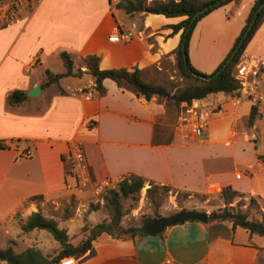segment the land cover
<instances>
[{"label":"crops","instance_id":"obj_1","mask_svg":"<svg viewBox=\"0 0 264 264\" xmlns=\"http://www.w3.org/2000/svg\"><path fill=\"white\" fill-rule=\"evenodd\" d=\"M253 1H231L196 23L188 40L195 69L210 74L217 67ZM21 14L19 23L0 28V230L7 244L15 246L9 234L14 214L20 212L25 220L39 211L53 218L48 209L56 210L72 195L94 194L96 187L131 174L188 194L229 188L256 199L259 218H249L252 208L242 204L248 219H264V99L255 106L251 128L252 104L244 94L237 103L221 92L192 100L207 119L202 135L195 137L179 126L185 102L136 97L108 78L98 92L82 62L98 55L100 69L136 67L144 80L153 81L145 74H164L175 65L180 31L173 33L168 25L184 17L129 16L111 9L108 0H37ZM116 24L133 29L135 37L110 41ZM62 52L73 65L79 58V77L88 78L82 85L58 82L42 89L45 70L53 62L63 65ZM241 55L264 60V20ZM257 78L248 83L259 81L264 91V70ZM36 85L37 96H26L19 105L7 103L11 91L27 92ZM164 130L169 131L167 140L154 144V136H163ZM72 142L81 145L86 163V180L78 183L69 176ZM26 149L29 156L20 153ZM70 259L66 264H264V235L233 227L229 220H186L154 235L101 233L90 250Z\"/></svg>","mask_w":264,"mask_h":264},{"label":"trees","instance_id":"obj_2","mask_svg":"<svg viewBox=\"0 0 264 264\" xmlns=\"http://www.w3.org/2000/svg\"><path fill=\"white\" fill-rule=\"evenodd\" d=\"M235 2L236 4L240 0H154L150 3H146L144 0H129L121 2L116 8L122 9L126 14H134L137 12H147L150 14H161L165 17H184L176 24L168 25L173 33L180 31V39L175 54V64L181 74L185 78L192 79L193 82L185 86L182 90L177 92H171L161 84L154 83L152 81H146L142 78L141 70L133 68L128 70L126 68H111L100 69L98 64L100 57L98 55H87L82 58V62L86 67V72L93 78L94 88L98 92L103 91L102 81L106 78L114 81L116 86L121 89L131 91L136 97H144L149 100L151 97H157L164 101L173 102L178 105L182 102L190 103L192 100H199L214 93H223L224 95L234 96L237 95V90L240 85L238 81L233 77L235 65L237 64L241 54L243 53L246 45L254 35L257 28L264 20V7L258 13L255 22L253 23L247 36L243 39V42L238 47L232 60L226 64L221 72L215 76L212 80L206 81L197 77H194L186 68L188 66L191 71L199 73L204 76L214 74L225 63V60L229 57L230 53L237 47L239 40L242 38V34L250 22L252 15L258 5L264 0H254L248 15L245 18L244 25L241 28L239 34L233 41V44L222 61L217 67L210 73H202L195 69L188 58V40L190 34L196 25V23L211 11L229 3ZM209 8L197 16L193 22L191 29L188 32L185 53H186V65L183 61V51L181 50V42L184 31L188 26L191 16L203 8L204 6ZM64 70L61 72H52L45 70V80L41 83V88H48L49 86L56 84L60 79L65 77L80 76L83 71L80 67L74 69L73 60L69 54L62 52L60 54ZM26 99V92L24 90H13L6 96V101L9 105H19ZM257 109L252 106L248 115V127L251 128L256 118ZM158 135L154 136L152 142L154 144L160 143ZM254 141H256L254 139ZM258 157H262L257 155ZM146 180L137 175H128L122 178L116 184V189H107L104 195V199L108 205L113 209V215L110 220L101 221L93 225L88 234L76 245L69 243L68 235L65 229L59 228L56 221L53 218L45 217L39 211L30 213L25 220L20 223V229L24 233L31 232L32 230H47L52 235L53 239L58 242V249L56 254L49 258L43 255L42 252L32 246L25 248L23 251L17 253L14 251L11 245L0 248V260L6 264H55L60 260L73 258L78 255L86 253L92 247V241L95 240L101 233H106L112 237L120 238L124 236H136L143 234L141 227H128L125 228L119 224L122 216L121 210V198L136 199L140 190L142 189ZM151 183V181L149 182ZM166 185H161L162 189L167 190ZM231 192L236 195V192L230 191L229 188H223L221 190V196L225 203H229L227 193ZM227 198V199H226ZM250 203L256 205V199L250 197ZM208 221H220L229 220L232 222L233 227L240 226L248 231L250 234L264 235V219L254 220L248 219L247 214L240 210H234L233 207L225 206L218 211H212L208 214Z\"/></svg>","mask_w":264,"mask_h":264},{"label":"rangeland","instance_id":"obj_3","mask_svg":"<svg viewBox=\"0 0 264 264\" xmlns=\"http://www.w3.org/2000/svg\"><path fill=\"white\" fill-rule=\"evenodd\" d=\"M127 14L129 16L137 15ZM144 13V12H143ZM126 14V13H125ZM75 68L81 65V60L76 58L74 60ZM77 67V68H76ZM52 72H60L64 70L63 65L54 62L50 66ZM82 70V69H81ZM165 74V75H164ZM164 74H145V78L152 82L161 84L171 92L182 90L185 86L193 82L192 79L185 78L179 73L176 64L168 67V71ZM81 77L72 76L61 79L60 85L78 84L82 85L88 78L87 75ZM158 80V82H157ZM172 103V102H170ZM168 130L163 131V136H159V141L167 140L169 135ZM162 133V132H160ZM158 133V134H160ZM116 184L104 187L99 193H87L88 195L75 196L72 195L67 200L63 201L61 206L56 210L48 209L52 214L59 228L66 230L69 243L72 245L78 244L87 234L89 229L98 222L108 221L113 215V209L108 205L104 199L107 189H116ZM229 203H225L221 192L211 189L205 193L188 194L177 190L174 187H167V190L162 189L161 185L153 182H145L136 199L121 198L122 216L119 224L125 228L128 227H142L144 218L154 217L156 214H164L166 216L179 211L181 209H194L198 211H205L208 214L212 211H218L225 206L233 207L234 210L246 212L242 204H249L252 208L249 212V218H259L260 210L258 205L250 203L247 195H233L231 192L227 193ZM226 198V199H227ZM20 212L12 216V228L9 229V234L15 238V246H12L15 252L19 253L25 248L32 246L39 249L47 257H53L58 249V242L55 241L47 230H34L33 232L24 233L20 229V223L23 221ZM5 226H7L5 224ZM6 236V235H5ZM4 236V237H5ZM3 237V230H0V248L6 247L7 240ZM71 259H64L65 262ZM0 264H6L0 260Z\"/></svg>","mask_w":264,"mask_h":264},{"label":"built area","instance_id":"obj_4","mask_svg":"<svg viewBox=\"0 0 264 264\" xmlns=\"http://www.w3.org/2000/svg\"><path fill=\"white\" fill-rule=\"evenodd\" d=\"M129 0H108L109 7L111 9L117 7L121 2ZM146 3H150L154 0H144ZM37 0H0V28L10 27L13 24L19 23L22 20V11L27 7H32ZM136 33L131 28H121L117 24L113 26L108 39L114 42H128L135 37ZM264 70V60L261 59H244L240 56L235 69L233 77L238 81L240 87L237 90V95L231 96L233 103L239 102L244 94L246 99L256 106L264 99V91L260 89L259 81H254L251 85L248 83L250 77L258 79L259 75ZM222 109H217V112H221ZM206 112L197 103L190 102L184 103L179 117V126H182L191 135L199 137L202 135L206 128ZM23 155L29 156L31 152L26 150H20ZM69 158H70V173L69 176L75 183L86 180V163L84 159V153L81 145L77 142H72L69 145ZM239 176L236 174V177ZM105 185L95 188L94 193H99ZM70 259V258H67ZM55 264H66L63 260H60Z\"/></svg>","mask_w":264,"mask_h":264},{"label":"water","instance_id":"obj_5","mask_svg":"<svg viewBox=\"0 0 264 264\" xmlns=\"http://www.w3.org/2000/svg\"><path fill=\"white\" fill-rule=\"evenodd\" d=\"M263 7H264V2L260 3L258 5V7L255 9L250 22L248 23L246 29L244 30V32L242 34V38L239 40L237 47L230 53L229 57L225 60V63L214 74L209 75V76H204V75H201L199 73L191 71V69L188 66H186L187 70L194 77H197V78H200V79H203L206 81L212 80L215 76H217L221 72V70L226 66V64H228L232 60V58L235 55V52L237 51L238 47L243 42V39L247 36V34L250 31L253 23L256 20L258 13L260 12V10ZM208 8H209V6L207 5V6H204L203 8H201L200 10H198L197 12H195L191 16L189 23H188V26L186 27V29L184 31L182 42H181V50L183 51L182 56H183V61H184L185 65H186L187 60H186V53L184 50H185V43H186L188 32L191 29V26H192L193 22L195 21V19L197 18V16L200 15L201 13L205 12ZM145 14H147V12H145ZM38 94H40V87L38 85L34 86L33 88H31L29 91L26 92V96H28V97L37 96ZM207 219H208V214L204 211H198V210H194V209H190V210L181 209V210L176 211V212H174L168 216L156 214L152 218L146 217V218H144L143 225H142L141 229H142V232L144 234L154 235V234L161 233L168 226H171V225H174L177 223H182L186 220H198V221L206 222Z\"/></svg>","mask_w":264,"mask_h":264}]
</instances>
